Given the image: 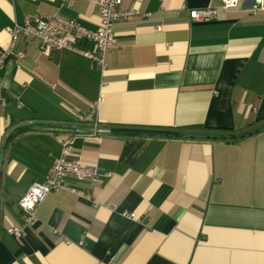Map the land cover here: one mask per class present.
Masks as SVG:
<instances>
[{"label":"crops","instance_id":"1","mask_svg":"<svg viewBox=\"0 0 264 264\" xmlns=\"http://www.w3.org/2000/svg\"><path fill=\"white\" fill-rule=\"evenodd\" d=\"M255 4L195 23L190 11L219 0H123L121 10L140 14L116 24L104 75L76 52L17 43L24 59L0 72V264H264V13L251 15ZM38 15L100 24L87 0H0V50L8 27ZM119 126L193 129L131 138L110 133ZM67 136L101 180L68 176L85 195L51 193L25 225L19 201L46 180Z\"/></svg>","mask_w":264,"mask_h":264},{"label":"built area","instance_id":"2","mask_svg":"<svg viewBox=\"0 0 264 264\" xmlns=\"http://www.w3.org/2000/svg\"><path fill=\"white\" fill-rule=\"evenodd\" d=\"M64 7H71L76 0H57ZM97 7L100 17V24L97 30H90L82 26L74 19H68L61 15L26 17L22 24H14L7 28L11 37L10 46L0 50V72L8 62L19 66L24 59L25 53L17 47L20 40L34 38L41 42L42 51L68 50L76 52L88 58L93 65L104 75L107 68V55L114 49L116 42L115 26L122 20L140 14L138 11L121 10L123 0H87ZM247 0H219V5H211L203 9L190 11V20L195 23H209L218 17L220 9H236ZM256 4L248 8L251 15L257 16L264 13V0H255ZM149 18L150 14H144ZM157 31L161 30L158 26ZM90 42L94 45V51H84L78 43ZM97 107L92 105L91 113L78 117L80 121H89L91 114ZM94 132H98V125L95 124ZM61 154L57 157L48 170L46 180L43 183H35L28 189L19 201L21 218L25 225L33 224L36 221L37 209L41 203L53 192L69 191L80 197L85 193L69 187L65 179L72 176L79 182L99 183L102 171L99 167L82 163L77 159L73 147V137L67 136L62 141ZM110 176V174H106ZM130 219H137L135 214H127ZM8 233L20 238L22 229L11 228ZM110 264H116L112 259Z\"/></svg>","mask_w":264,"mask_h":264},{"label":"trees","instance_id":"3","mask_svg":"<svg viewBox=\"0 0 264 264\" xmlns=\"http://www.w3.org/2000/svg\"><path fill=\"white\" fill-rule=\"evenodd\" d=\"M28 127H23L19 131L27 132ZM193 128L188 129H175V128H161V127H141V126H119V127H112L111 132L113 134H118L124 137H168V138H185L188 133L186 131H190ZM253 135L252 133H247L242 135L240 139ZM207 139H212L211 137H207Z\"/></svg>","mask_w":264,"mask_h":264}]
</instances>
